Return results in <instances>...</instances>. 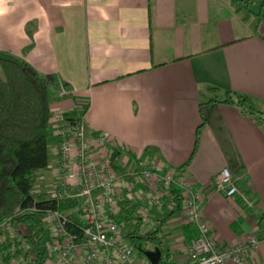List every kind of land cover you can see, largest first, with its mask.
I'll use <instances>...</instances> for the list:
<instances>
[{
    "label": "crops",
    "instance_id": "0c3cea01",
    "mask_svg": "<svg viewBox=\"0 0 264 264\" xmlns=\"http://www.w3.org/2000/svg\"><path fill=\"white\" fill-rule=\"evenodd\" d=\"M0 51L45 80L51 114L82 112L86 135L106 134L129 158L180 169L202 196L201 214L220 246L257 235L264 212V122L206 102L230 90L264 111V6L256 16L231 0H0ZM61 86L67 96L58 95ZM111 159L126 161L117 153ZM54 162L53 155L44 168ZM221 168L252 207L211 193ZM49 183L50 177L44 194L52 190ZM149 213L167 216L161 233L171 264H183L187 240L176 200L165 199ZM69 218L80 224L74 211ZM245 264H264V237Z\"/></svg>",
    "mask_w": 264,
    "mask_h": 264
},
{
    "label": "built area",
    "instance_id": "2783aa9c",
    "mask_svg": "<svg viewBox=\"0 0 264 264\" xmlns=\"http://www.w3.org/2000/svg\"><path fill=\"white\" fill-rule=\"evenodd\" d=\"M69 93L60 88L58 95ZM49 124L56 139L50 196L75 199L72 211L80 224L56 210L42 213L46 264H148L123 238L118 217L125 200L136 205L135 215L146 228L154 218L150 217L151 209H161L165 199L176 200L183 224H190L195 232L185 242L183 264H245L249 254L257 250L260 238L251 232L228 246L216 242L201 214L203 198L180 169L140 155L129 158L123 145L106 134L86 135L82 112H54ZM112 153L126 161H112ZM211 193L237 197L246 207L253 206L227 168L214 175ZM0 223L6 225L5 221ZM69 224L78 231L70 230Z\"/></svg>",
    "mask_w": 264,
    "mask_h": 264
},
{
    "label": "trees",
    "instance_id": "16d2710c",
    "mask_svg": "<svg viewBox=\"0 0 264 264\" xmlns=\"http://www.w3.org/2000/svg\"><path fill=\"white\" fill-rule=\"evenodd\" d=\"M236 7L258 16L264 0H231ZM212 91H218L215 88ZM50 94L45 80L26 62L0 51V222L5 221L11 236L0 243L4 264L21 254L25 264H46V232L41 215L56 210L69 218L76 205L73 198L43 196L34 192L35 173L47 165L46 141L49 137ZM218 102L234 107L238 114L256 125L264 122V111L256 109L252 99L226 90ZM197 132V130H196ZM196 139V137H195ZM195 149L184 162L186 165ZM174 193V190L170 191ZM34 210L30 211L29 209ZM136 205L122 202V217L130 230L123 238L136 252L158 249L157 264H171L168 246L161 227L167 216L152 218L150 227L142 230L135 215ZM257 236L264 237V212L256 221ZM69 229L77 232L75 225ZM184 240L195 235L190 224L181 227Z\"/></svg>",
    "mask_w": 264,
    "mask_h": 264
},
{
    "label": "rangeland",
    "instance_id": "374dc122",
    "mask_svg": "<svg viewBox=\"0 0 264 264\" xmlns=\"http://www.w3.org/2000/svg\"><path fill=\"white\" fill-rule=\"evenodd\" d=\"M61 88H64L63 86H61ZM66 89V88H65ZM60 97H64V96H60ZM50 125V124H49ZM51 127V126H49ZM54 137V136H53ZM56 142V139L54 140ZM56 144V143H55ZM46 147H47V154H48V160L47 163L49 164V162H51L53 160V155L51 153V149H52V142L51 140L48 138L46 141ZM54 165V164H53ZM53 167V166H52ZM52 167L49 168H43V170L41 171V173H35V182H34V192L36 194H40L43 196H50V193H43L45 190H49L48 188V184H47V179H49L50 177V187L52 188V181H53V174H52ZM44 177H48L46 178L43 182L42 178L44 179ZM53 189V188H52ZM37 191V192H36ZM119 216L120 218L122 217V211L119 212ZM121 225H122V232L123 234L127 233L130 230V227L128 225L127 221L124 220H120ZM0 243L3 242L7 237L11 236V231L7 230L6 225H3L0 223ZM142 230H145L146 227L142 226L141 227ZM9 263H14V264H24L21 258V254H19L18 256H14L10 259ZM0 264H4V262L1 260V255H0Z\"/></svg>",
    "mask_w": 264,
    "mask_h": 264
},
{
    "label": "water",
    "instance_id": "95a60500",
    "mask_svg": "<svg viewBox=\"0 0 264 264\" xmlns=\"http://www.w3.org/2000/svg\"><path fill=\"white\" fill-rule=\"evenodd\" d=\"M141 254L148 261V264H157V262L160 258V253H159L158 249H156V248H154L152 250L142 251Z\"/></svg>",
    "mask_w": 264,
    "mask_h": 264
}]
</instances>
